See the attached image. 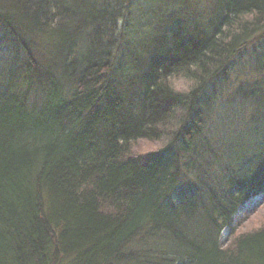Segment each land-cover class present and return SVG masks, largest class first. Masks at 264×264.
I'll use <instances>...</instances> for the list:
<instances>
[{"label": "trees", "instance_id": "16d2710c", "mask_svg": "<svg viewBox=\"0 0 264 264\" xmlns=\"http://www.w3.org/2000/svg\"><path fill=\"white\" fill-rule=\"evenodd\" d=\"M0 1V264H264L240 213L264 207V75L234 78L264 0H219L210 32L156 39L122 80L130 0Z\"/></svg>", "mask_w": 264, "mask_h": 264}, {"label": "rangeland", "instance_id": "374dc122", "mask_svg": "<svg viewBox=\"0 0 264 264\" xmlns=\"http://www.w3.org/2000/svg\"><path fill=\"white\" fill-rule=\"evenodd\" d=\"M218 3L219 0H130V4L126 10V21L124 24L122 22L119 24V31L123 36V41L120 53L116 58V62L121 63V66L118 67L115 77L118 80H122V76L126 77L131 74H136L135 72L139 70V61H146L156 39L164 40V42H162L165 50L169 48L171 36L174 34H176L179 39L185 40L187 37H199L200 35L202 36L210 32L217 15ZM263 34L264 27L252 36L253 38H260L264 36ZM258 40L254 51L238 60V73H236L234 78H236V81L240 84L241 82L244 84L251 83L264 75V37ZM252 47L253 46L250 47V51ZM132 56H136L139 59H135L137 61H135L134 64L131 63L133 61ZM134 67L136 71H134ZM183 82L187 89L189 85L187 82ZM214 86L220 88L218 82H216L212 88ZM231 87L232 84L230 82L226 88L230 89ZM184 90H181V92ZM223 95L224 97H228L227 92H223ZM223 95L222 99H225ZM224 110L228 125L233 122L234 108L229 106ZM244 114L248 115L249 112L245 111ZM246 117L247 116H245V118ZM247 141L248 135L246 133H241L240 142L238 143L239 146H244ZM160 146H162L160 142L149 143L139 141L134 145L133 153H146ZM260 200L261 198L257 196L248 201V203L240 209V213L243 212L244 214H251L252 211L256 209V212L253 214L254 216L251 214L253 218L250 220L249 217L247 220L249 223L247 222L242 227V230L249 231L255 229L264 222V207H259ZM226 238L227 232L225 231L221 239L225 242Z\"/></svg>", "mask_w": 264, "mask_h": 264}, {"label": "clouds", "instance_id": "9594fccd", "mask_svg": "<svg viewBox=\"0 0 264 264\" xmlns=\"http://www.w3.org/2000/svg\"><path fill=\"white\" fill-rule=\"evenodd\" d=\"M168 83H169V87L173 91H181V90L186 89V85L184 84L183 81L175 79L171 76L168 77Z\"/></svg>", "mask_w": 264, "mask_h": 264}]
</instances>
